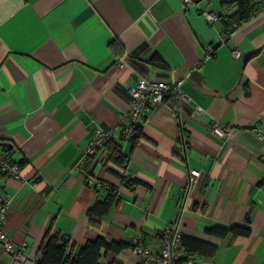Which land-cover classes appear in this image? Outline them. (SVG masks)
Listing matches in <instances>:
<instances>
[{
  "label": "crops",
  "instance_id": "1",
  "mask_svg": "<svg viewBox=\"0 0 264 264\" xmlns=\"http://www.w3.org/2000/svg\"><path fill=\"white\" fill-rule=\"evenodd\" d=\"M227 2L0 0V143L11 145L0 151L23 177L0 176L5 232L34 264L46 235L72 254L99 238L121 243L100 264H141L134 241L159 251L168 223L216 245L195 264H264V9L225 40L221 19L203 13L229 15ZM138 78L179 82L185 101L158 105L132 147L121 132ZM216 123L234 130L218 138ZM98 130L112 131L108 143L81 161ZM115 143L134 189L110 159ZM243 225L247 237L208 234Z\"/></svg>",
  "mask_w": 264,
  "mask_h": 264
},
{
  "label": "built area",
  "instance_id": "2",
  "mask_svg": "<svg viewBox=\"0 0 264 264\" xmlns=\"http://www.w3.org/2000/svg\"><path fill=\"white\" fill-rule=\"evenodd\" d=\"M191 2L192 0H183L185 5H190ZM261 13L264 15V10ZM203 14L207 22L212 23L218 19V15L214 13L205 12ZM209 53L211 54L212 51L209 50ZM232 56L235 59H239L240 51L234 49ZM118 66H123L121 61L118 63ZM130 93L131 102L123 123V127H125V140H128L133 134V127L138 124H143L152 111L163 103L167 95H172L175 106H181L185 101L179 82L169 83L167 81H150L138 78ZM210 130L214 136L222 138L228 135L230 130L234 129L221 127L216 123ZM111 133V130L96 131L87 147L83 149L80 160L84 161L95 154L110 139ZM255 136L260 141H264V132L257 130ZM0 174L5 177L23 179L20 165L10 160L3 152H0ZM189 175V185L191 186L195 183L199 172L191 169ZM9 202V196L3 191H0V246L9 256L7 264H34L33 261L21 253L19 247L14 245L6 235L5 224ZM182 235L183 233L178 225L168 223L161 233L162 247L159 251H153L144 246L142 241L135 240L133 243L134 252L138 256L141 264H195L194 256L190 255L181 244Z\"/></svg>",
  "mask_w": 264,
  "mask_h": 264
},
{
  "label": "trees",
  "instance_id": "3",
  "mask_svg": "<svg viewBox=\"0 0 264 264\" xmlns=\"http://www.w3.org/2000/svg\"><path fill=\"white\" fill-rule=\"evenodd\" d=\"M226 4L235 5L236 10L229 15L223 14L218 17L224 24L225 37L223 39L225 40L232 30H234L242 22H246L248 19H250L252 14H255L260 9H264V0H228ZM170 99H172V95H167L163 102ZM142 125L143 124H138L133 127V134L127 140L130 141L132 147L137 144L140 138L143 137ZM124 129L125 127H122L121 133L123 139ZM108 141L106 143H108ZM119 149L120 146L116 143L115 147H112L110 145L109 156L115 164L122 167L123 169H126L127 175H117L121 179L122 184L131 190L134 189L138 184H141V182L133 176L128 175L129 163L126 159V156H124ZM0 152L5 153L7 156L9 153L5 150H2ZM249 233L250 230L247 225L232 227L214 226L208 230L209 235L218 238H224L228 235L247 237ZM181 244L184 249H186L188 253L193 256L198 255L202 257H212L216 252V245L204 242L202 240L187 237L185 235H182ZM68 245L69 241L67 239H63V241L58 244L55 237L46 235L43 238L41 246L39 248L41 259L35 264H100V258L103 249L120 252L126 247V245L121 243H106L103 239L99 238L96 241L87 242L75 254H72L71 252L67 253Z\"/></svg>",
  "mask_w": 264,
  "mask_h": 264
},
{
  "label": "water",
  "instance_id": "4",
  "mask_svg": "<svg viewBox=\"0 0 264 264\" xmlns=\"http://www.w3.org/2000/svg\"><path fill=\"white\" fill-rule=\"evenodd\" d=\"M254 52L255 51H250V52L246 53L245 55H243L242 62L243 63L246 62L251 57V55L254 54ZM197 73L198 72L196 70H193L192 76H195ZM0 148L9 150V149H11V145L6 144V143H0Z\"/></svg>",
  "mask_w": 264,
  "mask_h": 264
}]
</instances>
